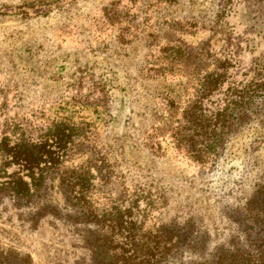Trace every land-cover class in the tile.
<instances>
[{"label": "rangeland", "instance_id": "374dc122", "mask_svg": "<svg viewBox=\"0 0 264 264\" xmlns=\"http://www.w3.org/2000/svg\"><path fill=\"white\" fill-rule=\"evenodd\" d=\"M227 1L129 0L111 20L122 47L109 40V7L95 12L106 0H0V149L71 142L27 197L0 150V264H96L97 230L109 218L111 237L120 217L139 244L161 225L240 254L262 244L264 99L234 115L216 159L174 142L192 129L209 52L236 50L230 39L247 30L243 5L216 24ZM253 49L264 56L261 41ZM70 184L84 188L80 203Z\"/></svg>", "mask_w": 264, "mask_h": 264}, {"label": "trees", "instance_id": "16d2710c", "mask_svg": "<svg viewBox=\"0 0 264 264\" xmlns=\"http://www.w3.org/2000/svg\"><path fill=\"white\" fill-rule=\"evenodd\" d=\"M242 5L245 7L241 9L240 17L248 26L246 32L230 39L236 50L222 48L221 52H209L213 55L215 68L203 77L200 91L190 107L192 129L183 138L174 139L177 146L183 144L195 158L216 159L221 154L225 130L234 115L256 100L264 99V56H255L253 49L255 41L264 43V0H229L225 5L223 3L216 24L226 21L231 14L236 16ZM210 31L209 46L214 39V32ZM242 56H250L252 60L242 64L237 60ZM55 139L51 144L43 141L33 146L35 153L16 147L6 150L7 145L0 149L2 161L18 166L19 174H22L21 178L12 181V185L19 187V191H13L17 197H27L31 188H41L44 176L66 155L71 142L68 138L63 142L58 135ZM77 186L69 185L70 194L75 195L76 202L80 203L84 188L81 185L76 193ZM110 229L111 237L108 218L97 230V239L91 248L96 264H264V241L254 246L252 253L240 254L238 248L212 245V237L203 230L189 232L176 225H161L153 236L155 241L148 238L145 244H139V231L130 218L114 220ZM117 235L121 238L119 242L114 238ZM190 235L195 241L186 242L187 236L191 239Z\"/></svg>", "mask_w": 264, "mask_h": 264}, {"label": "crops", "instance_id": "0c3cea01", "mask_svg": "<svg viewBox=\"0 0 264 264\" xmlns=\"http://www.w3.org/2000/svg\"><path fill=\"white\" fill-rule=\"evenodd\" d=\"M151 1L152 0H149V3H152ZM154 2H157V4L160 5L162 2H164V5H167V7H171L176 4L174 1L172 5V0H154ZM127 4H129V0H106V3L104 5L100 4L95 6V12H97L99 8L109 7V40L114 39L116 43L122 47H124V43L120 40L121 32L114 30L115 28H113V25L111 24V20L114 18L115 16L114 14L119 11L118 9L125 7Z\"/></svg>", "mask_w": 264, "mask_h": 264}]
</instances>
